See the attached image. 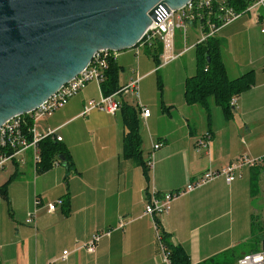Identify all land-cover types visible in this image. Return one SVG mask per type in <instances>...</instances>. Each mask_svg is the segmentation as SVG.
Returning a JSON list of instances; mask_svg holds the SVG:
<instances>
[{
    "label": "crops",
    "instance_id": "0c3cea01",
    "mask_svg": "<svg viewBox=\"0 0 264 264\" xmlns=\"http://www.w3.org/2000/svg\"><path fill=\"white\" fill-rule=\"evenodd\" d=\"M188 27L202 35L198 22ZM263 27L264 6L244 13L214 35L219 40L224 35L227 41L229 66L222 60L229 79L249 71L254 74L253 86L232 100L230 120L215 104L210 107L209 123L202 108L188 106L183 86L195 71L183 64H164L162 59L161 65L170 68L171 79L162 85L157 77L163 99L160 108L149 110L147 119L140 114L146 126L141 134L143 159L147 160L152 144L162 143L153 152V170L148 179L133 161L121 157L124 128L119 111L110 115L93 110L82 115L86 103L101 96L96 83H88L63 108L41 119L43 127L33 120L36 135L55 130L61 137L74 171L67 176L59 160L47 172L37 174L31 149L23 153L22 162L7 163L11 171L0 169V186L16 175L8 185L7 200L0 194V263L163 264L160 231L186 252L192 264L233 248L240 259L256 247L257 253L264 252V164L242 167L237 172L239 177L230 184L219 176L186 191L204 174L219 171L240 157L264 158ZM181 39L187 45V31L185 35L181 33ZM197 42L187 45V51L178 58L194 53ZM183 49H177L173 39L174 53ZM131 54L114 53V59L125 70ZM162 54L163 49L161 58ZM160 70L157 66L141 68L143 74L129 82L125 75L120 79V74L119 85L124 87L137 79L139 84L143 77L157 75ZM122 96L114 99L126 102ZM140 105L148 109L141 102ZM73 125L78 127L70 134L66 130ZM206 137L207 145L198 146L197 142ZM152 187L161 194L182 192L166 214L155 217L158 234L153 219L144 214L147 192ZM66 194L69 214L63 213L62 204L49 213L47 205L62 201ZM36 199L40 200L38 207L34 205ZM4 205L11 209L8 216ZM29 215H34L32 222L26 223ZM253 226L260 236L253 233ZM94 235L101 238L93 252H87L83 246ZM258 238L262 241L257 243Z\"/></svg>",
    "mask_w": 264,
    "mask_h": 264
},
{
    "label": "water",
    "instance_id": "95a60500",
    "mask_svg": "<svg viewBox=\"0 0 264 264\" xmlns=\"http://www.w3.org/2000/svg\"><path fill=\"white\" fill-rule=\"evenodd\" d=\"M190 1L0 0V128L44 104L97 52L135 48Z\"/></svg>",
    "mask_w": 264,
    "mask_h": 264
},
{
    "label": "built area",
    "instance_id": "2783aa9c",
    "mask_svg": "<svg viewBox=\"0 0 264 264\" xmlns=\"http://www.w3.org/2000/svg\"><path fill=\"white\" fill-rule=\"evenodd\" d=\"M216 5V11H212V7ZM264 0H255L253 5L249 6L245 11L237 13L231 7L227 5L226 0H192L188 2L183 8L177 11H169L165 14L158 23H152L146 31L145 35L148 39L158 38L162 43V59L164 64H168L176 60L180 55L187 51V45H183L184 49L175 54L173 51V37L176 29L180 30L185 35L188 25L195 22L200 24V30L202 32L201 38L198 43L205 41L209 37L214 35L224 26H227L237 20L246 12L252 9L263 7ZM204 12L206 14L204 15ZM261 33L264 34V28L261 29ZM185 39V36H183ZM113 53V52H111ZM109 55V51L97 52L88 67L82 71L78 76L72 79L69 83L64 85L58 92L49 98L44 104L35 109L33 112L28 113L33 120L50 117L55 111L63 108L69 99L82 91L86 85L90 82H95L98 86L103 79V71L106 69V58ZM138 79L131 81L127 85L121 88L118 93L112 96L103 97L100 96L98 101L90 100L86 103L82 115H87L93 110H99L110 115H114L119 110V102L114 98L118 95L131 94L135 97L136 105L140 108V114L143 119H147L150 116V111L140 105L138 96ZM234 105V102H231ZM23 120L21 116L12 118L8 122L2 125L0 128V169L6 167L7 163L12 161L22 162L23 153L31 149L34 153V163L39 162V149L38 143L46 138L52 137L57 142H61L62 139L56 134L55 130L48 131L44 135H36L33 128L29 132H25L22 129ZM29 135L32 138L29 139ZM207 137L204 141L197 142L198 146H206ZM162 147V143L152 144L151 152L147 160L148 172L153 170V152ZM258 163L264 164V158L259 160H250L246 157H240L230 165L222 168L216 172H208L204 174L200 180L195 183H191L186 188V191H191L195 187L200 186L203 183L213 180L216 177H224L227 184L232 183L239 177L237 173L244 166H255ZM182 192H170L159 193L153 187L147 192V198L145 200L144 214L150 216L155 224L157 234V221L156 216L166 214L171 206L172 201L177 198ZM62 201L59 200L56 203L47 205V211L53 212L56 206L61 205ZM34 205L38 207L40 200L36 199ZM34 215H29L26 223L32 222ZM101 238L100 235H94L91 240L83 247L87 252H93L95 243ZM159 241L160 233L158 234ZM163 248V247H162ZM163 264H170L168 260V254L163 248ZM63 259L66 258L67 252L64 251L62 255ZM238 264H264V252L251 253L243 256L238 260Z\"/></svg>",
    "mask_w": 264,
    "mask_h": 264
},
{
    "label": "trees",
    "instance_id": "16d2710c",
    "mask_svg": "<svg viewBox=\"0 0 264 264\" xmlns=\"http://www.w3.org/2000/svg\"><path fill=\"white\" fill-rule=\"evenodd\" d=\"M255 0H226L227 5L235 12L245 11ZM217 6L212 7V11H216ZM206 12H204V15ZM145 49L147 55L151 57L155 65H159V57L162 51V43L158 38L148 39L144 36L135 46ZM195 73L184 81V101L188 106H198L205 112L206 121L210 122V107L212 104L220 107L224 118L230 120L233 113V105L231 102L243 92L253 86V71L246 72L235 79H229L221 57V44L217 37H209L205 41L194 46ZM107 67L103 71V79L99 85L100 94L103 97L115 95L121 90L119 85V76L122 73L115 59L114 53L109 52L106 58ZM158 71V70H157ZM157 71H155L157 73ZM95 83V82H94ZM158 90L160 91V81L157 79ZM119 116L124 128L122 138V155L125 160L133 161L141 168L143 175L148 179L147 160L143 159L142 138H141V121L140 108L123 101L119 102ZM23 120L22 129L29 132L33 128V119L29 115L21 116ZM32 135H29V139ZM39 162L35 164L36 173L43 174L51 169L55 163H59V157H64L65 170L67 176L74 171V166L66 147L57 142L52 137H46L38 143ZM16 177L11 175L8 180L0 186L1 196L7 200V188L10 182ZM62 209L64 214L70 212L69 196L66 194L62 200ZM257 230L253 226V233L257 236ZM262 237V236H261ZM161 244L168 254L170 264H192L189 256L179 246L173 245L170 236L160 231ZM262 239L257 240V243ZM257 247L251 253H257ZM240 259L236 249H230L218 256L209 258L198 264H237ZM1 264V263H0Z\"/></svg>",
    "mask_w": 264,
    "mask_h": 264
},
{
    "label": "rangeland",
    "instance_id": "374dc122",
    "mask_svg": "<svg viewBox=\"0 0 264 264\" xmlns=\"http://www.w3.org/2000/svg\"><path fill=\"white\" fill-rule=\"evenodd\" d=\"M264 28V27H263ZM201 37V34L198 32V30L194 29L193 27H188L187 29V45H190L191 43H196V41H198ZM220 41H221V45H222V58L224 60V63L226 64V66L228 67V54H227V41L226 39H224V35H220ZM174 43L176 45V48L178 49L180 47V49L183 48V44H182V39H181V31L176 29L174 31ZM175 50V48H174ZM131 54V58L130 60L126 63L127 65L124 66L125 70H122L121 73V77L120 79L123 78V76L125 75V80H127L128 82L131 79H135L137 77V74L139 76H141L143 73L141 71V68L144 69H155L156 65L153 62V60L151 59V57L149 55H147V52L145 51L144 48H142L141 46L136 47V48H132L130 50H125ZM125 51H121L118 52L119 54L125 52ZM177 53V52H176ZM193 56L194 53L193 51L189 52L187 55H185L183 58H177L176 60L170 62L169 64L175 65V66H181L183 65H187L188 67H191L192 70L195 71V63L193 62ZM162 58L160 57V61H159V69H161L159 71V73L157 75H153L149 78L142 79V81L140 80L139 84H138V96H139V101L141 102V104L143 106H146L148 108V110H150L151 112L153 111V109H158L160 108V103L162 102V96L160 95V91L158 90V86H157V77L160 79L162 85L166 84V82H168V79H171V74L169 72L170 68H165V66H162ZM139 66V68H138ZM137 68H138V72H137ZM165 68L166 71H163ZM167 72V73H166ZM169 76V77H166ZM126 81V82H127ZM91 83V82H90ZM98 89V88H97ZM96 89V94L99 97V93L98 90ZM81 92V91H80ZM79 92V93H80ZM123 100L128 102L129 104L132 105H136V101H135V97L131 94L128 95H124L122 96ZM99 99V98H98ZM98 101V100H96ZM117 102L122 101L120 98H116ZM40 119V120H39ZM35 121L38 122V127L41 128L43 127V125L45 124L43 120L44 118H39ZM78 127V125H73L70 126L66 131L68 133H73L74 130ZM145 124L144 122L141 123V134L144 132L145 130ZM60 135H62V132L59 133ZM149 154L147 156V160H148ZM11 165H8L6 168L10 169V171L12 170L10 168ZM4 209V213L8 216V214H10V207H7L4 205L3 206Z\"/></svg>",
    "mask_w": 264,
    "mask_h": 264
}]
</instances>
